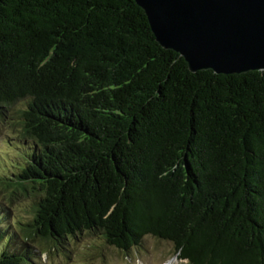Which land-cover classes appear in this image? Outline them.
Returning <instances> with one entry per match:
<instances>
[{"label": "trees", "instance_id": "trees-1", "mask_svg": "<svg viewBox=\"0 0 264 264\" xmlns=\"http://www.w3.org/2000/svg\"><path fill=\"white\" fill-rule=\"evenodd\" d=\"M9 121L23 153L0 186L33 201L19 232L0 206V264L83 233L127 253L151 235L189 264H264V71L192 72L135 0H0Z\"/></svg>", "mask_w": 264, "mask_h": 264}, {"label": "water", "instance_id": "water-1", "mask_svg": "<svg viewBox=\"0 0 264 264\" xmlns=\"http://www.w3.org/2000/svg\"><path fill=\"white\" fill-rule=\"evenodd\" d=\"M158 43L194 73L264 71V0H135Z\"/></svg>", "mask_w": 264, "mask_h": 264}, {"label": "rangeland", "instance_id": "rangeland-1", "mask_svg": "<svg viewBox=\"0 0 264 264\" xmlns=\"http://www.w3.org/2000/svg\"><path fill=\"white\" fill-rule=\"evenodd\" d=\"M23 101H19L18 108ZM19 125L16 121L0 122V181L1 177L14 171L13 163L21 161L24 140L19 141ZM9 193L0 186L1 211L7 213L10 230L19 232V221H27L32 215V199L10 201ZM39 247L35 264H189L179 259L174 244L170 241L147 235L140 246L132 248L128 253L109 245L100 234L83 233L78 238H71L62 243L50 244L44 253L46 244L39 239L31 241ZM39 253V254H38Z\"/></svg>", "mask_w": 264, "mask_h": 264}, {"label": "bare ground", "instance_id": "bare-ground-1", "mask_svg": "<svg viewBox=\"0 0 264 264\" xmlns=\"http://www.w3.org/2000/svg\"><path fill=\"white\" fill-rule=\"evenodd\" d=\"M167 264H174V261H169V263H167Z\"/></svg>", "mask_w": 264, "mask_h": 264}]
</instances>
